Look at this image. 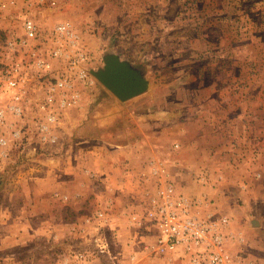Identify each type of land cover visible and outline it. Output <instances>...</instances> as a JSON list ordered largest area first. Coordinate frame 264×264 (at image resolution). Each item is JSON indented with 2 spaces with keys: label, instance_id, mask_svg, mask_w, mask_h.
Listing matches in <instances>:
<instances>
[{
  "label": "rangeland",
  "instance_id": "374dc122",
  "mask_svg": "<svg viewBox=\"0 0 264 264\" xmlns=\"http://www.w3.org/2000/svg\"><path fill=\"white\" fill-rule=\"evenodd\" d=\"M0 4V62L7 66L25 62L26 89L33 102L52 78L31 65L29 52L9 47L23 36L28 18L39 25L44 43L51 40L57 24L72 25L82 39L80 46L88 57L85 68L96 81L93 87L104 94L101 98L110 91L95 74L104 71L109 58L122 60L142 78L147 74L150 83L138 98L151 91L194 93L197 115H203L201 108L213 112L206 130L208 147L222 172L215 171V178L207 171L200 173L207 178L201 185L213 187L223 197L215 200V206L229 218L235 235L229 250L236 264H264V0H23L20 4L0 0ZM15 6L18 13L12 9ZM35 44L31 49L49 55L51 45ZM55 65L61 67L58 61ZM93 87L84 88V93L93 94ZM161 100L157 93L150 99L154 105ZM77 107L62 110L52 130L56 143L42 142L35 126L37 112L15 121L22 128L20 139L11 136L10 127H0V134L9 139L5 157L0 148V209H4L0 264H189L181 251L150 252L156 231L149 222L128 226L136 231L133 244L123 240L125 229L104 211L84 224L51 228L44 223L45 212L32 210L37 198L22 191L17 176H27L36 160L60 155V123ZM13 117L9 116L10 123ZM166 172L163 181L173 184L170 171ZM53 198L68 201L59 193Z\"/></svg>",
  "mask_w": 264,
  "mask_h": 264
},
{
  "label": "crops",
  "instance_id": "0c3cea01",
  "mask_svg": "<svg viewBox=\"0 0 264 264\" xmlns=\"http://www.w3.org/2000/svg\"><path fill=\"white\" fill-rule=\"evenodd\" d=\"M22 2L17 0L18 4ZM12 9L18 13L16 6ZM142 68L141 65V72ZM144 75L150 83L145 72ZM93 89L90 95L83 92L78 107L63 115L58 134L60 155L36 160L27 176H17L22 191L37 198L32 210L45 212L47 227L84 224L104 211L125 229L123 240L134 244L136 231L128 228L134 224L132 214L142 213L149 197L160 189V180L166 178L161 173L154 174L158 163L170 171L179 193L206 197L213 202L211 209L220 215L215 200L223 197L213 187L195 180L204 171L214 178L222 172L217 166L220 161L211 156L208 147L206 130L211 126L213 112L205 113L201 108L203 115H197L194 93L151 91L147 96L122 101L111 92L101 98L104 94L99 87ZM156 93L162 100L154 102L153 110L155 105L150 99ZM176 144L179 149H175ZM65 150L67 153H63ZM2 169L0 165V173ZM55 193L68 201L58 202L53 198ZM3 211L0 209V216Z\"/></svg>",
  "mask_w": 264,
  "mask_h": 264
},
{
  "label": "built area",
  "instance_id": "2783aa9c",
  "mask_svg": "<svg viewBox=\"0 0 264 264\" xmlns=\"http://www.w3.org/2000/svg\"><path fill=\"white\" fill-rule=\"evenodd\" d=\"M5 7V6H3ZM43 40L39 25L32 19L24 21V35L19 41L11 42V50L26 51L31 65L40 73L52 78L42 96L35 102L26 89L29 82L25 62L11 66L0 62V127L13 130V138L22 137V128L15 121L23 120L26 113L37 112L35 124L44 143H56L53 129L60 121L64 109L75 108L82 100L84 88H92L96 81L89 77L85 66L88 57L81 48V37L68 22L60 23L52 30L51 40ZM38 43L50 46L45 56L31 47ZM36 46V44H35ZM55 61L61 63L56 68ZM78 85L83 91L78 89ZM14 116L10 123L9 116ZM8 136L0 134V148L5 157ZM179 149V145H175ZM154 174L168 177L162 163L155 164ZM160 180V189L149 197L143 214H133L132 222L143 226L149 222L156 231L150 252L155 255L182 253L189 264H236L229 250L230 242L235 241L229 218L217 215L211 208L213 202L206 197H187L176 190L168 181ZM205 184L206 175L198 177ZM243 241L240 239V242ZM242 243V242H241Z\"/></svg>",
  "mask_w": 264,
  "mask_h": 264
},
{
  "label": "water",
  "instance_id": "95a60500",
  "mask_svg": "<svg viewBox=\"0 0 264 264\" xmlns=\"http://www.w3.org/2000/svg\"><path fill=\"white\" fill-rule=\"evenodd\" d=\"M97 80L122 101L140 95L146 89V81L118 58H109L104 71L95 74Z\"/></svg>",
  "mask_w": 264,
  "mask_h": 264
},
{
  "label": "bare ground",
  "instance_id": "6f19581e",
  "mask_svg": "<svg viewBox=\"0 0 264 264\" xmlns=\"http://www.w3.org/2000/svg\"><path fill=\"white\" fill-rule=\"evenodd\" d=\"M149 107V106H148ZM96 135V134H95Z\"/></svg>",
  "mask_w": 264,
  "mask_h": 264
}]
</instances>
